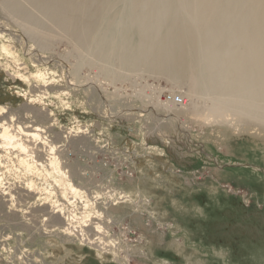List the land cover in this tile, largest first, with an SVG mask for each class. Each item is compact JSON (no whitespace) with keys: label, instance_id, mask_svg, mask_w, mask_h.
I'll return each instance as SVG.
<instances>
[{"label":"rangeland","instance_id":"rangeland-1","mask_svg":"<svg viewBox=\"0 0 264 264\" xmlns=\"http://www.w3.org/2000/svg\"><path fill=\"white\" fill-rule=\"evenodd\" d=\"M105 1L44 51L0 7V264H264V128L211 110L197 0L156 30L193 34L194 96L130 73L143 0Z\"/></svg>","mask_w":264,"mask_h":264},{"label":"bare ground","instance_id":"bare-ground-1","mask_svg":"<svg viewBox=\"0 0 264 264\" xmlns=\"http://www.w3.org/2000/svg\"><path fill=\"white\" fill-rule=\"evenodd\" d=\"M105 4V0H0L1 9L25 29L27 38L42 51L50 48L58 33L80 48L96 28L93 25L85 36L84 22L93 11L100 16ZM142 4L143 13L137 21L140 20L143 33L137 51L128 55L132 64L130 73L152 70L177 79L173 63L179 61L189 92L194 96L198 85L193 81L188 60L193 34L187 31L176 34L170 30L165 36H156L159 30L156 26L161 28L162 21L169 16V0H143ZM193 10L203 30L202 58L207 62L205 85L210 93L211 110L229 111L264 128V0H197ZM159 14L162 21L155 18ZM71 191L75 193L74 189ZM6 195H0V204L6 202ZM56 223L65 235L71 233L60 218L57 217Z\"/></svg>","mask_w":264,"mask_h":264},{"label":"built area","instance_id":"built-area-1","mask_svg":"<svg viewBox=\"0 0 264 264\" xmlns=\"http://www.w3.org/2000/svg\"><path fill=\"white\" fill-rule=\"evenodd\" d=\"M163 101L164 102H170L176 104V106L179 107H185L187 104V101L184 99L182 95H172V94H165L163 96Z\"/></svg>","mask_w":264,"mask_h":264},{"label":"water","instance_id":"water-1","mask_svg":"<svg viewBox=\"0 0 264 264\" xmlns=\"http://www.w3.org/2000/svg\"><path fill=\"white\" fill-rule=\"evenodd\" d=\"M155 18H158V19H156V20H161L162 21V18H161V14H159V15H156V17ZM164 18V17H163ZM156 29H157V26H156Z\"/></svg>","mask_w":264,"mask_h":264}]
</instances>
